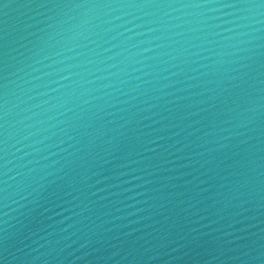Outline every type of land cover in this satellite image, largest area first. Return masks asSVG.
Listing matches in <instances>:
<instances>
[{
    "label": "water",
    "instance_id": "95a60500",
    "mask_svg": "<svg viewBox=\"0 0 264 264\" xmlns=\"http://www.w3.org/2000/svg\"><path fill=\"white\" fill-rule=\"evenodd\" d=\"M0 264H264V0H0Z\"/></svg>",
    "mask_w": 264,
    "mask_h": 264
}]
</instances>
